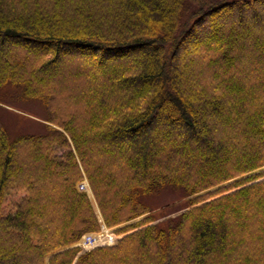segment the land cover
<instances>
[{
    "label": "trees",
    "instance_id": "obj_1",
    "mask_svg": "<svg viewBox=\"0 0 264 264\" xmlns=\"http://www.w3.org/2000/svg\"><path fill=\"white\" fill-rule=\"evenodd\" d=\"M3 100L46 132L0 118V264H264V0H0Z\"/></svg>",
    "mask_w": 264,
    "mask_h": 264
},
{
    "label": "rangeland",
    "instance_id": "obj_2",
    "mask_svg": "<svg viewBox=\"0 0 264 264\" xmlns=\"http://www.w3.org/2000/svg\"><path fill=\"white\" fill-rule=\"evenodd\" d=\"M101 2L103 3V0H92L93 4H97V6L101 7ZM75 4V2H70V7ZM108 7V6H107ZM62 4H59L58 7H54L55 11H61ZM52 9V8H51ZM137 13H140L139 15H143L146 12L145 11H139ZM83 14V13H82ZM147 14V13H146ZM136 19V18H135ZM97 24V23H96ZM183 73L184 78H182L183 82L186 84L187 88L186 90H191L194 94L197 90V76L199 75V71L196 69H190V66L183 67ZM92 75V76H91ZM81 74H69V77L71 80H75L79 77H81ZM51 77V76H50ZM85 79H89V77H95L93 74H90L89 77L84 76ZM67 78V77H65ZM196 79V80H195ZM117 100H122L120 96L116 95ZM3 106L0 110V118L3 121L8 134L16 135H43L46 132V128L44 126V112L38 102L36 101H27V102H16V101H6L3 100L2 102ZM84 111V110H83ZM12 136L13 138H15ZM11 137V136H10ZM12 139V138H11ZM179 192L177 190H173L170 188L163 189L159 191L156 195L144 197V202L148 203L152 210H154V215L159 217L155 221L160 222L165 219H171L182 213L184 210V203L186 199L182 198L178 194ZM97 214V212H96ZM98 215V214H97ZM107 236H102L103 231L101 232V228L99 233H97V244L96 241L90 242L89 244L86 243L84 246L79 247L77 246V243L74 245V247H77L79 249V253L87 252L95 247H101V246H111L114 242L117 241L118 237L113 233V229L108 230ZM113 234L110 236V234ZM110 237L114 240L111 241ZM94 244V245H93Z\"/></svg>",
    "mask_w": 264,
    "mask_h": 264
},
{
    "label": "built area",
    "instance_id": "obj_3",
    "mask_svg": "<svg viewBox=\"0 0 264 264\" xmlns=\"http://www.w3.org/2000/svg\"><path fill=\"white\" fill-rule=\"evenodd\" d=\"M79 190H83V191H86L87 192V185H86V183L83 181L81 184H80V186H79ZM103 231V234H102V236H107V234H108V229H106V228H104V227H101V232ZM96 235L97 234H85V235H83L81 238H80V240L78 241V243H77V246H79V247H82V246H84L86 243H90V242H94V241H96L97 240V238H96ZM113 234L111 233L110 234V236H112ZM98 236V235H97ZM110 240L111 241H113L114 240V238L112 239L111 237H110ZM94 244H95V242H94ZM93 244V245H94ZM96 244H97V241H96Z\"/></svg>",
    "mask_w": 264,
    "mask_h": 264
},
{
    "label": "bare ground",
    "instance_id": "obj_4",
    "mask_svg": "<svg viewBox=\"0 0 264 264\" xmlns=\"http://www.w3.org/2000/svg\"><path fill=\"white\" fill-rule=\"evenodd\" d=\"M164 108V107H163ZM160 110H161V108H160ZM162 111V110H161Z\"/></svg>",
    "mask_w": 264,
    "mask_h": 264
}]
</instances>
